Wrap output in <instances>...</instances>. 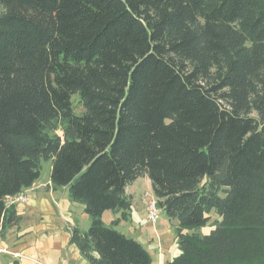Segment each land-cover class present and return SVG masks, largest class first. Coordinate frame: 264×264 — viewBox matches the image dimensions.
<instances>
[{
    "label": "trees",
    "instance_id": "obj_1",
    "mask_svg": "<svg viewBox=\"0 0 264 264\" xmlns=\"http://www.w3.org/2000/svg\"><path fill=\"white\" fill-rule=\"evenodd\" d=\"M43 160L90 264H153L114 227L146 176L178 223L166 264H264V0H0V231Z\"/></svg>",
    "mask_w": 264,
    "mask_h": 264
},
{
    "label": "crops",
    "instance_id": "obj_2",
    "mask_svg": "<svg viewBox=\"0 0 264 264\" xmlns=\"http://www.w3.org/2000/svg\"><path fill=\"white\" fill-rule=\"evenodd\" d=\"M51 170L52 162L29 190V201L14 206L19 221L12 226L6 225L0 231V249L19 253L28 258H17L0 252V264H90L78 247L71 243V237L74 229L87 232L92 223L91 218L83 204L71 200L67 187L55 188L52 185ZM149 190L152 191V183L147 176L127 187L126 193L132 198V207L129 219L121 220L119 225L134 220L136 210L141 206L142 216L139 225L147 229L154 243L140 240L134 237L133 233L128 236L140 241L146 247L151 254L153 264H166L180 254L177 235L176 231H161L163 225L161 220L159 221L162 224L159 221L156 224L146 221L141 198L144 192ZM112 213L111 220L120 217V213ZM105 215L106 212L103 221L108 224ZM168 219L177 229V221ZM202 232L206 234L204 229Z\"/></svg>",
    "mask_w": 264,
    "mask_h": 264
},
{
    "label": "rangeland",
    "instance_id": "obj_3",
    "mask_svg": "<svg viewBox=\"0 0 264 264\" xmlns=\"http://www.w3.org/2000/svg\"><path fill=\"white\" fill-rule=\"evenodd\" d=\"M79 96L78 95H75L74 97H73V102H74V104H75V108H76V110L78 111V112H81V105H80V102H79ZM52 134H58V135H61V131L59 130V131H57V132H53ZM50 162L51 161H45V160H43L42 161V172H41V174H43L45 171H46V169H47V167L49 166V164H50ZM151 193H153L151 190H149ZM142 207L141 206H139L138 208H137V210H136V213H135V218H134V220H129V221H126V222H124L123 224H121V225H117V226H114L115 227V229H117L118 231H120V232H122V233H124V234H126L127 236L130 234V233H133L134 234V237H136V238H138V239H140V240H146V241H148L147 243H149V241H150V243H154V241L152 240V237H150L149 236V234H148V231H147V229L144 227V226H140L139 225V221H140V218H141V216H142V209H141ZM111 213L112 212H109V211H107L106 212V215H105V221L108 223L107 225H110V226H112L113 224V220H111V218H110V215H111ZM113 214V213H112ZM113 216V215H112ZM139 216V217H138ZM139 218V219H138ZM214 218L216 219L217 218V216L216 215H214ZM113 219V218H112ZM161 222L163 223V225H161V231H165V230H172V231H176V228H175V225L172 223H170V221H169V219H168V217L165 215V214H162L161 215ZM160 222V221H159ZM160 222V223H161ZM159 223V224H160ZM161 223V224H162ZM204 232H206V233H209L210 232V227H206V228H204ZM129 237V236H128ZM262 237V236H261ZM262 239H263V241H264V236L262 237ZM146 243V244H147ZM149 245V244H148ZM166 250V249H165Z\"/></svg>",
    "mask_w": 264,
    "mask_h": 264
},
{
    "label": "built area",
    "instance_id": "obj_4",
    "mask_svg": "<svg viewBox=\"0 0 264 264\" xmlns=\"http://www.w3.org/2000/svg\"><path fill=\"white\" fill-rule=\"evenodd\" d=\"M30 189L31 188L25 189L16 195L7 197L5 200V207L11 208L19 204H26L30 199L28 195ZM141 203L144 208L146 221L151 224H156L160 220L163 210L159 206L158 200L155 195L150 191L144 192L141 198ZM0 252L11 254L12 256L17 258H28L27 256H24L19 253L10 252L6 249H0Z\"/></svg>",
    "mask_w": 264,
    "mask_h": 264
}]
</instances>
